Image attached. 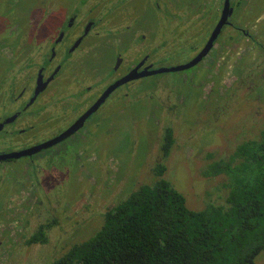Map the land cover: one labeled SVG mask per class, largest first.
Instances as JSON below:
<instances>
[{
    "label": "flooded vegetation",
    "instance_id": "obj_1",
    "mask_svg": "<svg viewBox=\"0 0 264 264\" xmlns=\"http://www.w3.org/2000/svg\"><path fill=\"white\" fill-rule=\"evenodd\" d=\"M252 5L250 0H60L51 31L47 29L51 13L26 17L24 25L30 27L24 31L17 17L10 24L15 30L5 31L10 30L7 38L15 43L0 45L11 48L3 49L6 55L0 61V154L33 150L2 159L0 166L8 160L29 167L32 163L40 167L44 161L90 163L86 151L95 147L97 136L107 137L112 120L124 118L133 106L139 116L143 100L159 99L160 84L165 83L157 79L159 74H173L166 82L176 95L189 91L182 101L192 92L200 100L206 98L197 88L209 67L220 66L213 55L220 50L218 45L224 47L225 41L236 45L240 36L251 37L247 21L241 20ZM221 19L216 37L199 60L183 69L160 71L191 63ZM177 57L183 60L176 62ZM209 57H216L211 66L206 65ZM179 84L185 88L177 92ZM169 98L175 102L171 94ZM16 135L24 139L8 148L3 142ZM163 135L154 164L166 159L161 152Z\"/></svg>",
    "mask_w": 264,
    "mask_h": 264
},
{
    "label": "rangeland",
    "instance_id": "obj_2",
    "mask_svg": "<svg viewBox=\"0 0 264 264\" xmlns=\"http://www.w3.org/2000/svg\"><path fill=\"white\" fill-rule=\"evenodd\" d=\"M263 1L250 0L253 5L241 20L247 21L245 29L252 38L240 36L236 45L226 41L224 47L221 43L218 45L220 50L213 55L218 57L220 66L209 67L201 87L197 88L206 98L200 100L192 92L182 101L189 91L176 95L172 85L166 82L173 74H159L157 79L165 81L160 84L159 99L143 100L144 110L139 116L135 113L137 107L133 106L123 114L124 118H115L117 124L112 120L107 137L98 139L97 136L95 147L86 151L90 163L44 161L40 167L33 163L29 167L22 161L19 164L2 161L0 264H50L72 244L92 235L101 226L106 210L139 185L151 181L150 167L158 158L160 138L168 125L174 142L163 161L164 177L183 194L191 209H200L209 201L222 203L226 191L220 181L224 177H205L201 170L210 159L229 155L239 142L257 137L264 130ZM59 2L15 0L19 7L16 9L12 8L13 1L0 0V45L15 43L7 38L10 30L5 31L12 28L10 24L17 22V17L21 18L24 31L30 27L28 23L24 25L26 17L51 13L47 25L51 31L58 18ZM7 22L9 26H5ZM27 40L30 41V37ZM3 49L0 48V61L6 55ZM210 57L207 66L216 59ZM182 60L175 58L176 62ZM180 79L182 83L185 77ZM184 88L185 85L179 84L177 92ZM170 94L174 103L169 101ZM23 139L16 135L3 143L9 148ZM40 224L48 225V240L25 244V239ZM254 264H264V249L256 256Z\"/></svg>",
    "mask_w": 264,
    "mask_h": 264
},
{
    "label": "trees",
    "instance_id": "obj_3",
    "mask_svg": "<svg viewBox=\"0 0 264 264\" xmlns=\"http://www.w3.org/2000/svg\"><path fill=\"white\" fill-rule=\"evenodd\" d=\"M173 144L165 129L162 158ZM164 161V159H162ZM156 162L152 179L103 213L101 226L50 264H254L264 249V130L201 173L223 176L224 201L191 209ZM40 224L25 244L45 243Z\"/></svg>",
    "mask_w": 264,
    "mask_h": 264
},
{
    "label": "water",
    "instance_id": "obj_4",
    "mask_svg": "<svg viewBox=\"0 0 264 264\" xmlns=\"http://www.w3.org/2000/svg\"><path fill=\"white\" fill-rule=\"evenodd\" d=\"M222 22H223V20L221 19V21H220V22L217 24V26L215 27V29H214V31H213L211 37L209 38V41H208L207 45L205 46V48H204V49H203V50H202V51L196 56V58H195L193 61H191V63H188V64H186V65H182V66H180V67H173V68H168V69H160V71H164V70H166V71H167V70H170V71H171V70L183 69V68H185V67H188V66L192 65V64L195 63L197 60H199V59L201 58V56L204 55V54L209 50V48H210V46H211V43H212V41L214 40V38L216 37V35H217L218 31H219V28H220ZM124 80H126V79H124ZM120 82H122V81H119V82L113 84L112 86H110V87L108 88V90L105 91V93H104V95L101 97V99H99V100L97 101L96 105H98V104L101 102V100L104 98V96H105L106 94H108V92H110V90H111L112 88H114L116 85L120 84ZM69 132H70V130L67 131L65 134H63L62 136H60L59 138H62L63 136L67 135ZM42 146H44V145H42ZM32 150H33V149H30V150L27 149V150H21V151H18V152H12V153H7V154H0V160H2V159H6V158H18V157L23 156V155H25V154H30V153L32 152ZM35 150H36V148H35Z\"/></svg>",
    "mask_w": 264,
    "mask_h": 264
}]
</instances>
